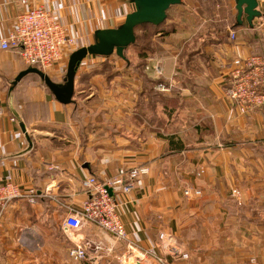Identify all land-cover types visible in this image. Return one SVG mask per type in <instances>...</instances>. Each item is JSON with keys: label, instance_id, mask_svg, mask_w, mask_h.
I'll return each instance as SVG.
<instances>
[{"label": "crops", "instance_id": "0c3cea01", "mask_svg": "<svg viewBox=\"0 0 264 264\" xmlns=\"http://www.w3.org/2000/svg\"><path fill=\"white\" fill-rule=\"evenodd\" d=\"M29 2L59 15L82 47L96 42V31L120 27L134 9L132 0ZM26 7L0 0V42ZM259 10L253 25L244 16L199 48L186 38L165 42L159 33L160 50L128 59L126 68L112 57L88 56L70 104L36 73L17 81L30 67L16 48L0 44V184L46 193L35 202L16 200L4 213L0 264H79L69 255L75 245L90 240L103 248L96 237L107 239L104 230L87 225L70 234L63 220L91 196L84 185L90 176L112 178L136 166L149 173L115 197L129 236L160 256L156 264H264V106L242 113L227 95L234 60L264 56V0ZM158 63L161 75L152 67ZM51 73L65 83L64 73ZM186 188L202 195L187 197ZM163 241L181 253L170 255Z\"/></svg>", "mask_w": 264, "mask_h": 264}, {"label": "built area", "instance_id": "2783aa9c", "mask_svg": "<svg viewBox=\"0 0 264 264\" xmlns=\"http://www.w3.org/2000/svg\"><path fill=\"white\" fill-rule=\"evenodd\" d=\"M21 1L27 7L18 15L13 31L2 38L1 48L5 50L16 48L28 67H37L45 73L62 72L65 75L70 55L82 47L78 39L71 34L62 18L54 11L41 3ZM231 38L236 40L237 34L232 33ZM152 67L158 75L163 73L160 64ZM232 75V83L227 88V95L240 112L247 113L264 106V56L238 57L234 60ZM157 88L162 91L167 90L164 83L157 84ZM204 172L205 169L202 167L198 175ZM148 173L149 167L136 166L112 178L100 180L96 176H90L84 185L91 196L84 201L81 210L66 216L63 220L64 230L70 234H77L87 225H94L116 240L128 242L127 248L132 250L125 253L120 264H156L157 260H161L160 256L144 251L129 236L115 197L119 191L131 192L138 180ZM201 193L199 189L185 190L187 197L199 196ZM232 193L237 198H241V191L238 189H233ZM44 195L46 193L43 194L35 187L22 188L15 182L0 184V220L14 201L22 199L35 202ZM160 237L162 240L165 239L164 234ZM162 247L168 249L170 255L181 253L177 247L165 241ZM100 248L98 244L88 240L83 244L75 245L70 249L69 255L76 261H82L89 257L90 251L96 252ZM112 248L113 246L109 250ZM182 256L187 257L186 254Z\"/></svg>", "mask_w": 264, "mask_h": 264}, {"label": "rangeland", "instance_id": "374dc122", "mask_svg": "<svg viewBox=\"0 0 264 264\" xmlns=\"http://www.w3.org/2000/svg\"><path fill=\"white\" fill-rule=\"evenodd\" d=\"M235 4H236L235 0H182V3L180 5H176L170 8L168 12L169 18L167 19V23L162 26L163 30L160 33L162 35L161 37L163 38V40H165V42H167V40L169 42H173L174 40L173 43L176 42L177 37L179 39L186 38L188 39V44L191 47H196V48L202 47L203 44L205 43L211 44L222 37L223 32L222 31L218 32L219 30L227 29L230 23L234 22ZM173 26H175V31L178 34V36L176 37L174 35L175 34L174 32H170V29ZM156 31H157L156 28H154L153 26H147L144 29L139 28L136 32V34L140 36L138 40V44L131 45L128 48H126L125 50L126 57L130 61L135 60L137 56L139 57L140 47H142L143 45H149V43H151L150 42L151 37L149 36L148 33L149 32L153 33ZM249 33H255V32L249 31ZM258 33H259L258 37L263 40L264 39L263 32H258ZM145 34L148 36L143 38ZM164 37H166V39H164ZM163 40L159 38V41L154 42L153 46H155L156 49L159 48L160 50L161 43ZM109 57H112L113 62L116 63L121 62L119 68H123V67L126 68L128 61H126L125 59H122L116 54H113ZM159 63L155 64V66L159 65ZM51 72L52 71H47V74L51 76L53 79L56 78L55 74H52ZM79 99L80 100L84 99V97L82 98L79 97ZM186 189L190 190L193 188H186ZM184 195H185V191H184ZM201 195L202 193L198 197H200ZM96 238L97 241L103 243V248L98 249L96 252L90 251L89 257L87 259H83L82 261H79L80 262L79 264H120L122 257L125 256V253L132 250L130 248L129 249L127 248L128 242L122 240H116L111 235L107 237L108 240L106 239V236L104 234H99ZM111 240L113 241L112 242L113 248L109 250L108 248L105 247H108L110 245L109 241ZM105 244H107V246H105ZM139 247L143 248L140 245ZM143 250L146 251L145 249ZM168 251L166 252L169 253ZM163 256H165L163 257L164 259L166 257L168 258V254L166 256L165 252H163Z\"/></svg>", "mask_w": 264, "mask_h": 264}, {"label": "water", "instance_id": "95a60500", "mask_svg": "<svg viewBox=\"0 0 264 264\" xmlns=\"http://www.w3.org/2000/svg\"><path fill=\"white\" fill-rule=\"evenodd\" d=\"M133 11L129 12L124 23L118 28H105L96 31V42L75 50L69 57L64 84L56 83L47 73L31 67L17 77L21 80L28 73L38 74L57 100L63 104H70L75 94V81L81 63L88 56L109 57L113 54L125 59V50L136 41L137 30L145 25L159 26L167 19L171 7L180 5L182 0H132ZM237 21L243 24V17L250 25L255 18L261 17L259 0H235Z\"/></svg>", "mask_w": 264, "mask_h": 264}, {"label": "trees", "instance_id": "16d2710c", "mask_svg": "<svg viewBox=\"0 0 264 264\" xmlns=\"http://www.w3.org/2000/svg\"><path fill=\"white\" fill-rule=\"evenodd\" d=\"M169 12V11H168ZM169 17L167 16V19H168ZM167 19L164 21V23H162L161 25H159V26H155V25H145V26H142V27H140V28H142V29H144L145 27H147V26H153L154 28H156V32H149L148 34H149V36L151 37V43H149V45H143L142 47H140V50H139V57L141 58V59H145V58H147V55H149L150 53H152V52H154L155 50H156V48H155V46H153V44H154V37H155V35H157V34H159V33H161L162 32V26L163 25H165L166 23H167ZM232 24L233 25H239V23H238V21H237V19H235L234 18V22H232ZM175 30V26H173L171 29H170V31H174ZM223 32L222 34V37L221 38H223L224 36H225V32H226V29L225 30H219L218 32ZM136 41H135V43L133 44V45H136V44H138V40H139V38H140V36L138 35V34H136ZM148 35H146L145 34V36H143V38L144 37H147ZM154 36V37H153ZM126 56V55H125ZM125 60L126 61H128V58L126 57L125 58ZM31 68V67H30ZM35 68H37V67H35ZM37 69H39V68H37ZM41 70V69H40ZM42 71V70H41ZM51 77V76H50ZM52 78V77H51ZM48 87V86H47Z\"/></svg>", "mask_w": 264, "mask_h": 264}]
</instances>
